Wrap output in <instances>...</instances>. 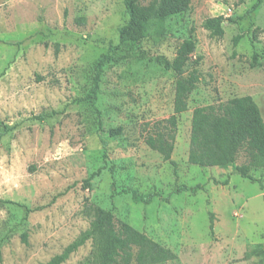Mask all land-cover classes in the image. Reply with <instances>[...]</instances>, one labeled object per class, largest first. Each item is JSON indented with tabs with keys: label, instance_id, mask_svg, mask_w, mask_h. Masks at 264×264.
I'll use <instances>...</instances> for the list:
<instances>
[{
	"label": "rangeland",
	"instance_id": "rangeland-1",
	"mask_svg": "<svg viewBox=\"0 0 264 264\" xmlns=\"http://www.w3.org/2000/svg\"><path fill=\"white\" fill-rule=\"evenodd\" d=\"M256 1L191 0L162 35L119 44L124 0H0V128L14 127L0 138V201L22 206L0 205V264L61 253L88 227L85 200L176 255L163 264H263L254 252L264 248V190L234 171L245 152L234 166L187 160L196 107L249 96L264 122V0L247 13ZM216 16L222 38L202 26ZM188 38L186 72L196 70L198 82L175 114L176 77L162 59ZM103 54L92 106L86 96ZM250 175L264 186L262 170ZM180 185L200 189L174 194ZM130 191L153 199L143 204ZM90 251L87 242L63 264Z\"/></svg>",
	"mask_w": 264,
	"mask_h": 264
},
{
	"label": "trees",
	"instance_id": "trees-1",
	"mask_svg": "<svg viewBox=\"0 0 264 264\" xmlns=\"http://www.w3.org/2000/svg\"><path fill=\"white\" fill-rule=\"evenodd\" d=\"M190 3L191 0H148L146 4H143V0H124L126 21L117 29L119 44L139 42L149 31L157 36L162 35L165 21L186 13L190 9ZM260 3L261 0H257L247 13H253ZM224 22L225 19L222 16H216L205 19L202 26L212 37L222 38ZM237 41L238 38L234 40V43ZM194 49L195 40L188 38L179 44L171 60L162 59L163 69L172 72L176 77L173 98L175 114L186 111L188 96L198 82L196 70L186 72V66ZM108 59V55L103 54L94 65L91 90L86 96L92 106L96 102L98 75ZM53 113L41 114L34 119L42 121L54 115ZM13 130V126H3L2 129L0 128V138ZM241 150L245 152L247 161L241 166H235V173L243 179L258 182L260 189L264 190L261 182L250 175L252 170L259 169L264 172V122L251 97L232 98L225 103L220 102L193 109L187 158L190 165L206 168L234 166ZM93 177L94 175H90L84 180L86 187H89ZM226 183L227 180L224 181V184ZM198 189H200L198 185L194 187L180 185L173 193H194ZM129 193L132 199L143 204H149L153 199L151 194L143 196L136 191ZM4 203L22 207L14 202L0 201V205ZM36 210L39 208L25 209L27 215ZM81 212L89 220L88 227L80 232L61 253L54 255L43 264H63L71 254L87 242L91 243V251L81 264H163L177 258L169 249L128 223L116 221L109 210L85 200ZM209 228L212 229L211 223ZM22 241L26 243V234L22 235ZM254 253L264 264V248ZM248 257L249 254H246L245 258Z\"/></svg>",
	"mask_w": 264,
	"mask_h": 264
}]
</instances>
